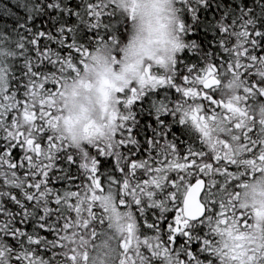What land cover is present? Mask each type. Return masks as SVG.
Listing matches in <instances>:
<instances>
[{"label":"snow or ice","instance_id":"1","mask_svg":"<svg viewBox=\"0 0 264 264\" xmlns=\"http://www.w3.org/2000/svg\"><path fill=\"white\" fill-rule=\"evenodd\" d=\"M176 2L193 19L206 6ZM16 7L0 24V264H264V228L242 199L264 175V28L253 9L224 10L219 55L203 68L176 77V56L164 71L155 59L113 85L108 137L76 144L57 130L59 98L95 48H118L120 0ZM176 30L186 31L180 17ZM162 85L175 98L157 102L156 115L187 125L188 140L178 148L158 120L136 148L132 106Z\"/></svg>","mask_w":264,"mask_h":264},{"label":"clouds","instance_id":"2","mask_svg":"<svg viewBox=\"0 0 264 264\" xmlns=\"http://www.w3.org/2000/svg\"><path fill=\"white\" fill-rule=\"evenodd\" d=\"M126 18V38L118 48L112 44H101L88 59V68L69 81L64 95L59 98L58 132L76 144L90 139L108 137L106 108L113 99L112 86L135 81L142 75L144 65L155 59L163 61L161 70H166L176 56L174 45L184 43L176 30L179 18L176 0H120ZM114 54L118 60L113 61ZM227 96L226 89H221ZM103 142V141H102ZM250 205H254L252 222L264 228V175L258 176L242 194ZM222 243L231 241L220 238Z\"/></svg>","mask_w":264,"mask_h":264},{"label":"trees","instance_id":"3","mask_svg":"<svg viewBox=\"0 0 264 264\" xmlns=\"http://www.w3.org/2000/svg\"><path fill=\"white\" fill-rule=\"evenodd\" d=\"M71 2L75 3V0ZM5 5H8L9 10L6 14L0 15V24L11 23V17L20 11L16 7V0H0V11L4 10ZM241 5L252 8L257 16V26L264 28V16L258 15L264 9L260 0H206V6H199L196 9V19L192 18L191 13L183 10L178 12L180 19L186 25V31L180 35L186 46L176 53V77H181L186 72V66L191 65L193 70H198L203 68L210 59L219 55L216 21L224 14L226 8L238 9ZM113 27L114 30L118 29L119 37L126 38L127 26L124 21L115 22ZM190 43H194L195 47L190 49L188 47ZM260 44L262 47L259 51H264V40L260 41ZM174 98V90H171L168 85H162L156 89L148 88L144 96L132 106L135 121L132 126L138 139L134 147H144V141L158 131V120L164 121L167 127V137L175 140L178 148L185 147L183 141L188 140L187 125L180 124L176 117L167 112L156 115L155 104L157 102L164 101L171 104Z\"/></svg>","mask_w":264,"mask_h":264},{"label":"flooded vegetation","instance_id":"4","mask_svg":"<svg viewBox=\"0 0 264 264\" xmlns=\"http://www.w3.org/2000/svg\"><path fill=\"white\" fill-rule=\"evenodd\" d=\"M183 127V126H182Z\"/></svg>","mask_w":264,"mask_h":264}]
</instances>
